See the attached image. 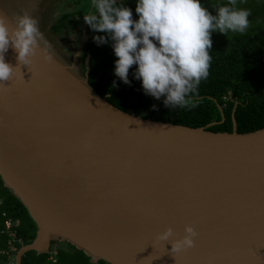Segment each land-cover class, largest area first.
I'll return each mask as SVG.
<instances>
[{
	"label": "water",
	"instance_id": "1",
	"mask_svg": "<svg viewBox=\"0 0 264 264\" xmlns=\"http://www.w3.org/2000/svg\"><path fill=\"white\" fill-rule=\"evenodd\" d=\"M68 6L0 0L10 29L22 13L37 20L52 56L37 48L25 65L4 53L16 68L0 86V176L37 226L14 264L53 241L93 263L264 264V126L239 132L233 113L231 131H213L113 105L88 82V57L79 66L86 23L68 36L50 28ZM185 225L194 245L172 253Z\"/></svg>",
	"mask_w": 264,
	"mask_h": 264
},
{
	"label": "trees",
	"instance_id": "2",
	"mask_svg": "<svg viewBox=\"0 0 264 264\" xmlns=\"http://www.w3.org/2000/svg\"><path fill=\"white\" fill-rule=\"evenodd\" d=\"M70 6L63 8L53 19L51 30L59 35L68 36L76 28H84L83 14L89 10L90 0H69ZM135 13L136 0H117ZM203 6L214 12L215 6L227 0H201ZM237 6L250 11V25L243 34L218 31L211 34L212 57L206 79L200 81L196 92L190 94L184 107L164 106L163 97L155 99L144 93L141 83L133 78L135 65L128 73L129 83L122 82L114 74V61L117 59L111 41L97 44L93 36L105 35L91 30L86 24L88 39L79 55V66L85 72L88 57L90 85L113 105L124 111L141 114L156 120L168 121L188 126H205L213 131H231L232 114L237 121V131L246 132L264 126V0H237ZM82 31V29H81ZM76 33V42L82 32ZM155 105V108H153ZM221 107V108H220ZM3 212L6 215H3ZM9 216L14 220L15 239L9 231L0 232V245L8 248L29 243L36 235V223L23 203L4 186L0 176V231ZM54 244L59 246L53 249ZM52 253L26 252L22 264H93L90 257L68 242H52ZM7 255L0 254V264H6ZM55 258V260H53ZM97 264H109L98 260Z\"/></svg>",
	"mask_w": 264,
	"mask_h": 264
},
{
	"label": "clouds",
	"instance_id": "3",
	"mask_svg": "<svg viewBox=\"0 0 264 264\" xmlns=\"http://www.w3.org/2000/svg\"><path fill=\"white\" fill-rule=\"evenodd\" d=\"M135 13L137 18L133 19V11L117 0H90L83 20L91 30L106 34L93 36L98 45L111 41L117 58L114 74L127 84L129 69L135 65L133 78L140 81L144 93L155 99L163 97L164 106L169 108L186 106L190 94L207 78L211 34H243L250 25V11L238 7L237 0L215 6L214 12L201 0H136ZM9 47L25 65L32 62L37 48H43L46 61L52 58L34 17L22 13L10 29L6 17L0 15V86L12 80L16 68L4 59ZM184 233L170 242L172 253L194 245V228L185 225ZM171 235L169 227L156 239L167 241Z\"/></svg>",
	"mask_w": 264,
	"mask_h": 264
},
{
	"label": "built area",
	"instance_id": "4",
	"mask_svg": "<svg viewBox=\"0 0 264 264\" xmlns=\"http://www.w3.org/2000/svg\"><path fill=\"white\" fill-rule=\"evenodd\" d=\"M3 215H6L5 212H3ZM4 227L1 229V233H5V231H9V233L11 234L12 239H15V232L16 230L13 228L14 225V220L7 216L4 220ZM15 249V245L11 244L8 248H3L0 245V254H6L7 257V262L6 264H14V256L15 253H13L12 251ZM52 253V252H51ZM53 260H55V258H53ZM93 264H97L96 262Z\"/></svg>",
	"mask_w": 264,
	"mask_h": 264
},
{
	"label": "rangeland",
	"instance_id": "5",
	"mask_svg": "<svg viewBox=\"0 0 264 264\" xmlns=\"http://www.w3.org/2000/svg\"><path fill=\"white\" fill-rule=\"evenodd\" d=\"M59 245L58 244H54V247H53V249H55L56 247H58Z\"/></svg>",
	"mask_w": 264,
	"mask_h": 264
},
{
	"label": "flooded vegetation",
	"instance_id": "6",
	"mask_svg": "<svg viewBox=\"0 0 264 264\" xmlns=\"http://www.w3.org/2000/svg\"><path fill=\"white\" fill-rule=\"evenodd\" d=\"M93 263V262H92Z\"/></svg>",
	"mask_w": 264,
	"mask_h": 264
}]
</instances>
